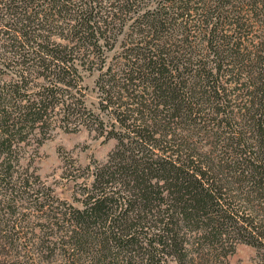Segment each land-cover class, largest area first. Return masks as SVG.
<instances>
[{
	"label": "trees",
	"instance_id": "16d2710c",
	"mask_svg": "<svg viewBox=\"0 0 264 264\" xmlns=\"http://www.w3.org/2000/svg\"><path fill=\"white\" fill-rule=\"evenodd\" d=\"M0 62L14 74L0 159L56 108L117 140L70 213L71 264L134 246L184 264L191 232L205 244L246 233L264 264V0H0ZM82 70L99 72L97 114L73 94ZM92 234L97 248L82 241Z\"/></svg>",
	"mask_w": 264,
	"mask_h": 264
},
{
	"label": "rangeland",
	"instance_id": "374dc122",
	"mask_svg": "<svg viewBox=\"0 0 264 264\" xmlns=\"http://www.w3.org/2000/svg\"><path fill=\"white\" fill-rule=\"evenodd\" d=\"M250 26L252 31L258 30L254 24ZM12 71L0 62V88L12 81ZM98 74L86 70L79 74L81 80L73 94L86 102L85 113L100 112ZM37 76L31 78L32 84L43 82ZM88 115L63 117L59 108L50 110L42 127H24L25 139L13 138L12 150L0 159V264H71L77 257L72 254V246L80 248L79 239L70 235L79 228L74 226L70 213L74 208H83L85 193L91 186L87 183L93 181L92 171L107 161L117 144L115 138L102 135L99 125ZM5 157L6 162L1 163ZM248 237L246 233L232 232L221 241L205 244L191 232L188 239L194 245L184 264H258L261 250L245 242ZM82 238L84 244L89 242L97 248L94 234ZM128 250L123 253L126 258L107 264H150L138 246ZM88 263L99 264L95 260ZM163 263L176 264L172 256H165Z\"/></svg>",
	"mask_w": 264,
	"mask_h": 264
}]
</instances>
